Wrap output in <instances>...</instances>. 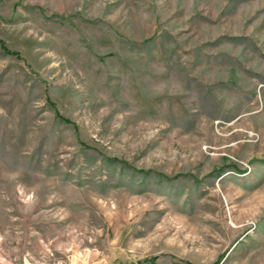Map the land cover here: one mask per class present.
Returning a JSON list of instances; mask_svg holds the SVG:
<instances>
[{
    "label": "rangeland",
    "instance_id": "obj_1",
    "mask_svg": "<svg viewBox=\"0 0 264 264\" xmlns=\"http://www.w3.org/2000/svg\"><path fill=\"white\" fill-rule=\"evenodd\" d=\"M0 264H264V0H0Z\"/></svg>",
    "mask_w": 264,
    "mask_h": 264
}]
</instances>
